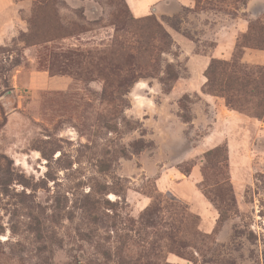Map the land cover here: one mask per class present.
<instances>
[{
  "label": "rangeland",
  "instance_id": "374dc122",
  "mask_svg": "<svg viewBox=\"0 0 264 264\" xmlns=\"http://www.w3.org/2000/svg\"><path fill=\"white\" fill-rule=\"evenodd\" d=\"M29 1L0 37V264H264V0ZM239 40L249 79L206 92Z\"/></svg>",
  "mask_w": 264,
  "mask_h": 264
},
{
  "label": "trees",
  "instance_id": "16d2710c",
  "mask_svg": "<svg viewBox=\"0 0 264 264\" xmlns=\"http://www.w3.org/2000/svg\"><path fill=\"white\" fill-rule=\"evenodd\" d=\"M36 2H40L43 4H47L52 0H35ZM34 17V18H33ZM35 12L32 18H30V24L32 29L35 24ZM147 19H152L156 22V19L154 17H147ZM251 29H257V27L251 26ZM59 30H62V28L58 25L53 31L47 32L46 40H61L62 38L68 36L67 33H60ZM148 31L150 32L151 39L153 38H166L168 37V33L163 27L161 23L156 22L155 25L149 27ZM248 35H243V39H247ZM45 38V35H44ZM241 39V40H243ZM241 40L238 41V51L240 53L236 54L235 57L231 61L222 60L218 58H213L209 67L206 70V76H207V82L205 84V90L208 93L218 94V95H226L229 90H231L235 85H243L245 82H247L248 76L245 73H241L239 61L242 57L243 51L241 50ZM256 42H260V39H255ZM237 51V52H238ZM67 53L63 54V57H66ZM67 56H71L70 54ZM176 77L173 74V72H168V76L164 78V82L167 84L170 83V86L168 89H171L173 87V84L171 80H175ZM253 82L256 83V87L263 86L264 84V72L262 75H258L257 77L253 78ZM185 119H188V116L183 115Z\"/></svg>",
  "mask_w": 264,
  "mask_h": 264
},
{
  "label": "crops",
  "instance_id": "0c3cea01",
  "mask_svg": "<svg viewBox=\"0 0 264 264\" xmlns=\"http://www.w3.org/2000/svg\"><path fill=\"white\" fill-rule=\"evenodd\" d=\"M183 4L195 6L193 0H183ZM32 1L29 0H0V18L6 17L3 27L0 29V37H12L15 35L20 24L25 19L21 16L28 14L32 8Z\"/></svg>",
  "mask_w": 264,
  "mask_h": 264
}]
</instances>
